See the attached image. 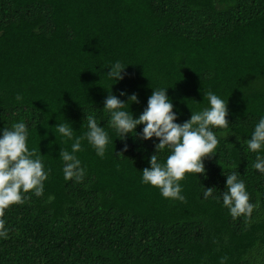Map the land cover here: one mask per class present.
<instances>
[{"label":"trees","instance_id":"trees-1","mask_svg":"<svg viewBox=\"0 0 264 264\" xmlns=\"http://www.w3.org/2000/svg\"><path fill=\"white\" fill-rule=\"evenodd\" d=\"M116 59L127 65L113 83L105 72ZM156 86L178 122L207 106L209 90L227 101L205 171L179 181L184 200L141 183L158 138L116 137L102 109L107 90H124L122 100L135 92V116ZM84 113L109 140L101 157L82 139L83 179L65 180L59 147L71 140L54 124L79 135ZM260 115L264 0H0V127L23 119L26 146L48 169L39 195L22 191L0 212V264H264V173L240 143ZM232 171L253 205L247 214L232 216L219 196ZM203 186L213 193L204 197Z\"/></svg>","mask_w":264,"mask_h":264},{"label":"clouds","instance_id":"clouds-1","mask_svg":"<svg viewBox=\"0 0 264 264\" xmlns=\"http://www.w3.org/2000/svg\"><path fill=\"white\" fill-rule=\"evenodd\" d=\"M125 65L127 64L122 63L120 59L106 65L108 70L105 73L114 80L113 83L122 78V69ZM151 88L146 106L135 116L129 110V104L137 100L135 92L128 94L127 100H122L120 96L125 95L124 90H120V96L107 90L102 109L108 113L107 123L117 134L116 137L124 139L126 134H130L141 139L158 138L155 142V151L148 156L147 166L140 169L141 183L157 186L164 197L184 200L179 181L186 172L196 174L205 171L202 158L206 154L215 152L218 143L217 134L213 129L223 128L228 123L227 101L209 90L204 93L207 97V106L199 110L190 109V116L178 122L175 119L177 112L173 111V103L166 93V87ZM125 104H128V108L122 107ZM83 119L86 120V126L79 135H74L72 124L65 120L54 124L56 132L61 134V139L71 140L70 150L59 147L58 155L63 161L62 173L65 180L83 179L85 169L77 156L82 139H86L95 153L101 157L109 140L108 131L98 122L94 114L84 113ZM137 125L142 127L137 130ZM53 133L55 135V132ZM27 134L28 127L23 119L11 122L10 127H0V212L11 203L20 201L22 191L31 189L36 195L43 191V181L48 176V169L44 167L38 155H32L35 149L26 146ZM237 140H240L239 136ZM240 143L254 152L252 167L264 173V152L260 151L264 148V115L259 116L252 125L249 135L240 140ZM126 148L127 144H124L117 153H121ZM164 149L168 151L161 162L157 153ZM223 174L225 188L219 194L223 205L232 216L247 214L253 205L248 200L244 181L237 178L235 171ZM211 193L213 186H203L204 197H208ZM4 223V220L0 219V236H5L8 231Z\"/></svg>","mask_w":264,"mask_h":264}]
</instances>
